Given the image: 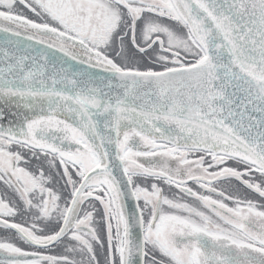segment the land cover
I'll list each match as a JSON object with an SVG mask.
<instances>
[{"label":"snow or ice","instance_id":"1","mask_svg":"<svg viewBox=\"0 0 264 264\" xmlns=\"http://www.w3.org/2000/svg\"><path fill=\"white\" fill-rule=\"evenodd\" d=\"M0 33V264H264L223 187L264 198V0H0Z\"/></svg>","mask_w":264,"mask_h":264},{"label":"trees","instance_id":"2","mask_svg":"<svg viewBox=\"0 0 264 264\" xmlns=\"http://www.w3.org/2000/svg\"><path fill=\"white\" fill-rule=\"evenodd\" d=\"M24 14L28 16L29 18H32V19L34 18L33 14L28 12L27 10L24 11ZM256 176H257V182H258V174H256ZM229 184H233L234 186L233 195L239 196L242 199H251L258 204L260 203L262 199H264V198H260L258 194L252 193L250 190L246 189L242 184H239V182L235 180H233L231 183H225L223 186L226 187ZM4 231L8 232L4 229H0V237H4L2 234L4 233ZM102 256L101 255L99 256L100 264H104V253H102Z\"/></svg>","mask_w":264,"mask_h":264},{"label":"rangeland","instance_id":"3","mask_svg":"<svg viewBox=\"0 0 264 264\" xmlns=\"http://www.w3.org/2000/svg\"><path fill=\"white\" fill-rule=\"evenodd\" d=\"M26 10V9H25ZM24 10V11H25ZM33 19H35V17L33 18ZM240 184V183H239ZM101 212H102V206H101ZM99 215V214H98ZM97 215V216H98ZM3 234V236L4 237H6V238H2V237H0V239H3V240H11L12 239V234L10 233V232H5L4 231V233H2ZM100 234H101V238L102 239H105V241H106V230L103 228V227H101L100 228ZM57 250V249H56ZM102 253H104V251L102 250V249H97V257H98V259H99V261H100V258H99V256L101 255L102 256ZM5 254V253H4ZM5 255H7V254H5ZM103 257V256H102ZM77 259H79L78 257H77Z\"/></svg>","mask_w":264,"mask_h":264},{"label":"water","instance_id":"4","mask_svg":"<svg viewBox=\"0 0 264 264\" xmlns=\"http://www.w3.org/2000/svg\"><path fill=\"white\" fill-rule=\"evenodd\" d=\"M5 35L6 34H3V33H0V42H3L4 41V39H5ZM12 39H15V38H12ZM56 55L57 56H59V55H61L60 53H56ZM69 63H72V62H69ZM76 67L77 68H86V65H76ZM88 71L89 72H99V70L98 69H88ZM100 75H106V74H104V73H100ZM4 111H5V120L3 121V123H5V124H7V121L9 120V119H11V116L8 114V108H4L3 109ZM131 203V202H130Z\"/></svg>","mask_w":264,"mask_h":264},{"label":"flooded vegetation","instance_id":"5","mask_svg":"<svg viewBox=\"0 0 264 264\" xmlns=\"http://www.w3.org/2000/svg\"><path fill=\"white\" fill-rule=\"evenodd\" d=\"M224 187V186H223ZM225 189H227V191H229V192H231L232 194H233V191H234V186H233V184H229V185H227L226 187H224ZM175 191V190H174ZM229 204H230V206H231V201H229L228 202ZM25 248L27 247V246H24ZM62 252V249H55L54 251H52V252H50V253H47V254H54V255H58V254H60ZM79 258V257H78Z\"/></svg>","mask_w":264,"mask_h":264}]
</instances>
